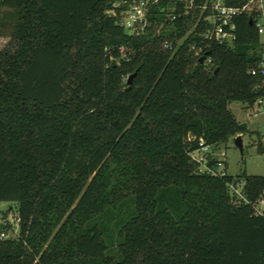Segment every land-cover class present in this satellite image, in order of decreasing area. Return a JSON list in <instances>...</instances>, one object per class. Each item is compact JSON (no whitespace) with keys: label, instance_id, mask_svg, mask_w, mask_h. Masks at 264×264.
<instances>
[{"label":"trees","instance_id":"trees-1","mask_svg":"<svg viewBox=\"0 0 264 264\" xmlns=\"http://www.w3.org/2000/svg\"><path fill=\"white\" fill-rule=\"evenodd\" d=\"M131 1L0 0V202L19 216L0 264H264V174L190 155L248 130L232 102L264 99L254 14L225 45L200 36L210 0L155 2L139 34L118 21Z\"/></svg>","mask_w":264,"mask_h":264},{"label":"built area","instance_id":"built-area-1","mask_svg":"<svg viewBox=\"0 0 264 264\" xmlns=\"http://www.w3.org/2000/svg\"><path fill=\"white\" fill-rule=\"evenodd\" d=\"M160 0H133L128 3L127 7L122 9L119 14V23L130 34H139L150 24L149 12L150 7L155 2ZM173 4H178V17L189 13L197 4V0H167ZM121 3L117 4L119 6ZM205 13L202 16L204 22V29L200 33V36L208 42H215L219 44L232 45L236 39V17L242 12L253 13L252 21L257 29L258 34L261 36V49L259 50V58L256 65L252 67L249 72L252 75L261 74L264 75V0H246V2L240 7H233L226 4L225 0H210L207 3L199 5ZM112 15H116V10L110 11ZM177 14L169 13L168 18L174 20ZM165 48H170L169 43H164ZM192 49L195 50V55L200 54L201 49H197L195 45H192ZM255 106L257 110H262L264 113V99H259ZM210 146H202L199 150L206 152ZM198 151V150H197ZM207 153L197 157L195 151L191 152V159L197 161L199 164L204 163V168L200 167V170L208 168L209 158L206 157ZM224 162L217 160L216 171L222 172ZM233 187V185L231 186ZM235 190V189H234ZM236 191V190H235ZM10 212V211H9ZM15 215L11 217H4L0 212V222L9 224L13 235L7 233V231L0 232V238H15L18 234L19 216L17 211ZM15 225V226H14ZM17 228V230H16Z\"/></svg>","mask_w":264,"mask_h":264},{"label":"rangeland","instance_id":"rangeland-1","mask_svg":"<svg viewBox=\"0 0 264 264\" xmlns=\"http://www.w3.org/2000/svg\"><path fill=\"white\" fill-rule=\"evenodd\" d=\"M119 2L115 3V5ZM8 37L0 36V50L5 46ZM230 109L235 117L247 124L248 130L241 134L242 150L236 145L234 138L231 137L226 143H219L215 149L209 147L206 152L200 150L195 151V155L200 157L205 154L207 158H215L225 163L223 169L233 176H240L244 172L248 175H262L264 174V156L257 149V145L264 134V113L262 110H257V107L246 108L245 105L239 101H234L230 104ZM200 167L204 168V163H200ZM244 180L233 184L232 189L240 192L243 188ZM263 203L259 204L262 207ZM16 203L0 202V212L6 217L14 216L16 212ZM10 211V212H9ZM15 226V225H14ZM17 230V228H16ZM7 233L13 235L14 232L7 230Z\"/></svg>","mask_w":264,"mask_h":264},{"label":"water","instance_id":"water-1","mask_svg":"<svg viewBox=\"0 0 264 264\" xmlns=\"http://www.w3.org/2000/svg\"><path fill=\"white\" fill-rule=\"evenodd\" d=\"M206 55H207V53L204 54V55H202V56L199 58V62L202 63V62L205 60ZM135 74H136V72H134V73H132L131 75L128 76L127 83H128L129 85L131 84L132 79H133V77L135 76ZM234 140H235L236 145L239 147V149L242 150V137H241V135L236 136V137L234 138Z\"/></svg>","mask_w":264,"mask_h":264}]
</instances>
